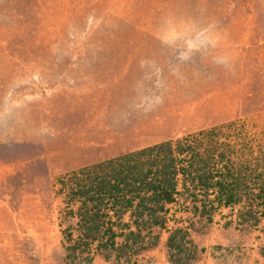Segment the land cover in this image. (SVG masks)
Segmentation results:
<instances>
[{
  "label": "rangeland",
  "instance_id": "obj_1",
  "mask_svg": "<svg viewBox=\"0 0 264 264\" xmlns=\"http://www.w3.org/2000/svg\"><path fill=\"white\" fill-rule=\"evenodd\" d=\"M166 141L240 183L193 228L264 264V0H0V264H95L81 170Z\"/></svg>",
  "mask_w": 264,
  "mask_h": 264
},
{
  "label": "trees",
  "instance_id": "obj_2",
  "mask_svg": "<svg viewBox=\"0 0 264 264\" xmlns=\"http://www.w3.org/2000/svg\"><path fill=\"white\" fill-rule=\"evenodd\" d=\"M200 159L195 149L174 148L171 141H166L81 170L89 182L84 185L78 182L77 188L73 190V198L83 202L89 214L93 213L81 216L85 227L84 238L95 241L100 236L101 227L107 222V215L101 213L102 207L117 217L123 212L132 211L137 220L147 217L145 222L138 225L146 227L149 224L164 229L166 223L161 213L165 212L167 204L175 202L184 191L190 193L194 202H206L199 200L198 194L209 198L211 189H217L219 202H225L226 205L240 202L237 198L241 192L239 180L230 174H218L223 180L218 181L217 174L210 168L212 156L206 164L209 171L199 165ZM179 187L183 191H179ZM86 205H90L89 208ZM244 221L246 217L241 215V222ZM186 237L185 231L176 229L169 239L168 247L177 250V256L172 255L170 258L172 264H188L195 260V252L187 253L184 250L185 244L193 246ZM155 238L157 240L159 237ZM112 239L111 235L109 241ZM155 243L153 241L150 245L154 246ZM78 246L72 250L76 251ZM108 246H113V243L107 242L103 248L107 249ZM180 253H184V256H179Z\"/></svg>",
  "mask_w": 264,
  "mask_h": 264
},
{
  "label": "crops",
  "instance_id": "obj_3",
  "mask_svg": "<svg viewBox=\"0 0 264 264\" xmlns=\"http://www.w3.org/2000/svg\"><path fill=\"white\" fill-rule=\"evenodd\" d=\"M179 191L183 189L179 187ZM187 193L184 191L175 202L165 206V212L161 213L166 223L164 229L149 224H146V227L138 225L145 222L147 217L137 220L132 211L123 212L117 217L112 211L102 207L101 213L107 215V222L101 227L102 232L95 241L84 238L85 227L81 216L89 213L83 202H80L81 206L75 215L79 231L77 244H93L95 264H172L170 258L172 255L177 256V250L169 248L168 241L176 229H182L187 234V240L193 245L185 244L184 250L187 253L195 252V260L188 264H251L253 251L247 252L241 259L237 258V251L233 249L237 235L232 230L225 231L220 226L218 230L210 228L209 231L199 232L192 226L193 221L212 224L215 220H222L231 222V226L237 222L241 223V213L238 214L235 209L241 202L230 205L219 202L217 189L210 190V193H213L209 196L213 197L211 202H194L191 196L187 200ZM111 235L113 239L109 241ZM156 236L159 237L157 240ZM153 241L156 243L151 246ZM107 242H112L113 246L105 249L103 245ZM219 244L224 248H213V245ZM179 256H184V253Z\"/></svg>",
  "mask_w": 264,
  "mask_h": 264
},
{
  "label": "clouds",
  "instance_id": "obj_4",
  "mask_svg": "<svg viewBox=\"0 0 264 264\" xmlns=\"http://www.w3.org/2000/svg\"><path fill=\"white\" fill-rule=\"evenodd\" d=\"M217 63H219V64H223V65H228L229 64V60H228V58L227 57H223V58H220V59H218L217 60ZM155 103L156 104H160V103H162V98L161 97H156V99H155Z\"/></svg>",
  "mask_w": 264,
  "mask_h": 264
},
{
  "label": "bare ground",
  "instance_id": "obj_5",
  "mask_svg": "<svg viewBox=\"0 0 264 264\" xmlns=\"http://www.w3.org/2000/svg\"><path fill=\"white\" fill-rule=\"evenodd\" d=\"M1 220H0V230H3V231L4 230H10L15 226V225L11 226L10 221H7L6 225H2Z\"/></svg>",
  "mask_w": 264,
  "mask_h": 264
}]
</instances>
